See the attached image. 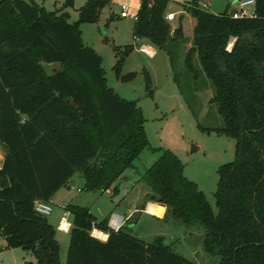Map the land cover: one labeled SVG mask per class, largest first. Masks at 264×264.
<instances>
[{"label":"trees","instance_id":"16d2710c","mask_svg":"<svg viewBox=\"0 0 264 264\" xmlns=\"http://www.w3.org/2000/svg\"><path fill=\"white\" fill-rule=\"evenodd\" d=\"M254 1L253 19L215 15L195 0L184 9L195 20L185 68L197 78L195 56L223 120L214 131L235 141L233 161L217 171V214L171 151L157 150L141 176L160 214L200 230L204 252L218 264H264V0ZM167 6L168 0H140L132 35L165 50L172 67L169 47L184 39L181 19L170 34ZM103 7L87 0L69 23L67 14L31 1L0 0V236L6 249L32 255L34 262L24 264H59L55 231L34 201L49 202L75 172L84 190L105 193L149 145L142 110L107 87L102 58L82 42L79 25L96 22ZM60 64V73L49 71ZM146 86L150 93L147 75ZM65 209L72 217L65 264H196L163 238L144 243L128 234L131 220L114 231L85 207ZM93 228L107 240L92 237Z\"/></svg>","mask_w":264,"mask_h":264},{"label":"rangeland","instance_id":"374dc122","mask_svg":"<svg viewBox=\"0 0 264 264\" xmlns=\"http://www.w3.org/2000/svg\"><path fill=\"white\" fill-rule=\"evenodd\" d=\"M26 1L33 2L47 12H66L69 23L78 21L79 10L87 2V0H73L71 6L64 7L65 0ZM102 1L104 7L100 10L97 21L79 25L81 38L86 47H93L92 49L102 58L101 67L105 72L107 87L121 99L134 102L142 110L145 120L143 128L149 145L133 162V167L126 170L112 186L120 190L121 186L127 183V193L124 192V196H129L122 205L118 204L123 195L114 194L112 191H110L112 194L93 195L96 192L84 190L83 186L74 180L75 188L68 191L63 201L83 205L80 207L89 209L101 222V220H110L115 214L123 217L121 207H131L130 202L135 198L136 201L132 204L135 213L126 229L128 234L144 243H152L157 238H163L178 256L190 262L218 264V257H211L204 252L203 233L200 230L185 227L179 221L167 217L165 211H162L158 217L145 212L149 204L155 206L157 204L147 194L146 190L149 191V188L141 178L159 157L157 150H169L182 162L184 176L197 185L212 212L217 214L214 198L218 182L217 171L220 166L233 161L235 141L214 131L223 127V120L216 106L211 103L213 92L209 87L210 82L204 79L206 84L205 86L202 84L204 76L195 56L192 60L197 70V78L195 79L185 68L184 59L192 46L193 30L185 26V31L181 33V38L184 40L179 41L181 45L174 50L169 47L174 62L172 67L170 57L165 50L153 47L155 55L149 56L140 50L142 42H135L132 50L124 56V48L133 44V23L140 7V0ZM193 1L168 0L169 12L184 10L183 5L193 4ZM195 2L199 9L212 14L224 11L230 14L236 8L234 0H195ZM123 7L127 10V18L124 19L120 17ZM178 19L179 15L176 14L175 19L169 23L171 35L178 27ZM232 43L233 41L228 44V51ZM122 57L123 62L116 72L115 66ZM146 75L149 77L150 93L146 89ZM192 146L197 150L192 152ZM76 174L80 176L79 172ZM77 189L81 191L78 192ZM71 198L73 200H70ZM52 215H62L57 204L53 207ZM122 224L121 222L120 227ZM58 237L61 239L62 252L61 258L59 256V264H65L68 247L64 252L63 236L59 234ZM66 242L65 238V244ZM25 262H34L32 255L20 248L6 249L0 237V264Z\"/></svg>","mask_w":264,"mask_h":264},{"label":"crops","instance_id":"0c3cea01","mask_svg":"<svg viewBox=\"0 0 264 264\" xmlns=\"http://www.w3.org/2000/svg\"><path fill=\"white\" fill-rule=\"evenodd\" d=\"M24 1H26V0H24ZM238 1H240V0H234V3L236 4V8H234L232 11H231V13L232 12H234V11H236L237 10V7H238ZM26 2H28V1H26ZM62 13H65V14H67L66 12H64V11H62ZM166 13H175V12H169V7L167 6V9H166ZM176 14L177 15H179V19H178V21L181 19V27H182V31H185V26H187V28L189 27V28H192V30H193V28H194V26H195V20L192 18V17H190V15H188L184 10H179V11H177L176 13H175V17H176ZM217 14H221V13H216L215 15H217ZM68 15V14H67ZM124 18H127V16L126 17H123V19ZM135 22H136V16H135V18H134V23H133V26H134V24H135ZM170 22H172V21H170ZM170 22H168V23H170ZM179 25V24H178ZM177 25V26H178ZM172 30H174V28L172 29ZM81 32V31H80ZM81 37H82V35H81ZM82 39V38H81ZM132 41H133V44H131L130 46L131 47H134V43L135 42H142V44H141V51L143 52V50H145L146 52H147V55H149V56H154L155 55V51H154V46H152L150 43H148L146 40H144V39H136V38H134L133 36H132ZM83 42V41H82ZM85 46V45H84ZM86 47V46H85ZM93 48V47H92ZM91 48V49H92ZM94 49V48H93ZM92 49V50H93ZM202 84L205 86V84H206V81L204 80V78H203V80H202ZM200 89H202V86H200ZM4 156H5V150H4V147H3V145L0 143V168H1V166H2V163H3V160H4ZM77 172H75L74 173V175L69 179V181L62 187V188H60L55 194H54V196L51 198V200L49 201L50 202V204H51V206H52V211H53V207L55 206V204H57V207H59V209L61 210V212H62V214H63V208H66L67 206H69V205H75V206H83V205H80V204H71V203H69V201H66V202H64L63 200L65 199V197H67V195H68V191L69 190H73L75 187V185H73V180H74V182H77L80 186H83V189H84V179L82 178V176H81V174H80V176H77V174H76ZM125 180H127V178H125ZM128 185H127V183L126 184H124V186H121V188H120V190H118L116 193L113 191V187L111 188V190L109 189L108 191H106L105 193H107V194H112V193H114V194H119V195H123V197H122V199L121 200H119V206L120 205H122V203L124 202V201H126L127 199H128V196L126 195V196H124L125 194H124V192L125 193H127L126 192V189L128 188L127 187ZM77 191L78 192H80L81 190L80 189H77ZM110 191H112V193H110ZM60 192H62V193H60ZM132 192V191H131ZM146 192H147V194H149L151 197H153V195H152V193H151V191L149 190H146ZM145 192V193H146ZM97 193H99V192H96V193H94L93 195H96ZM102 194V193H101ZM59 195V196H58ZM113 196V195H112ZM56 197V198H55ZM62 198V199H60V198ZM55 199V200H54ZM60 199V200H59ZM70 200H73L72 198L70 199ZM132 201L133 202H130L131 203V207H128V206H123V207H121L122 208V210H123V212H122V214H123V217H122V215H118V214H115V215H117V216H119L121 219H122V225H124L127 221H129L131 218H132V216L134 215V208H132V204H134L135 203V201H136V199L135 198H132ZM156 204V203H155ZM158 205V204H157ZM151 208H153V207H151ZM160 208V207H159ZM89 210V209H88ZM89 212H90V210H89ZM146 212V211H145ZM111 213H113V211L111 212ZM147 213V212H146ZM90 214H92L91 212H90ZM93 215V214H92ZM62 216V215H61ZM61 216H57V215H52V212L50 213V215L49 216H47L46 217V219H47V221H48V223L53 227V229H54V231H55V239L57 240V242H58V244H59V256H60V258H61V239H60V237H58V235L60 234V235H62L63 236V241H64V252L66 251V247H68L69 246V237H70V233H69V230L68 231H61L60 229H59V220H60V218H61ZM94 216V215H93ZM95 217V216H94ZM69 219H68V222H71V220H72V217L71 216H69L68 217ZM95 219H96V222L97 223H99L100 222V220H98L96 217H95ZM102 221V220H101ZM109 223H110V220H108L107 219V226L111 229V227H110V225H109ZM93 229H94V231L96 230V231H98L99 233H101V235L102 236H98V237H94V233H93ZM92 229V231H91V236L92 237H94L95 239H97V240H99V241H101V242H105L106 240H107V237H108V235L106 234V233H104V232H102V231H99V230H97V229H95V228H93ZM1 237V236H0ZM65 238H66V244H65ZM3 242H4V245H5V241L3 240ZM68 244V245H67ZM67 251H68V248H67ZM66 257H67V255H66ZM65 262H66V260H65Z\"/></svg>","mask_w":264,"mask_h":264},{"label":"built area","instance_id":"2783aa9c","mask_svg":"<svg viewBox=\"0 0 264 264\" xmlns=\"http://www.w3.org/2000/svg\"><path fill=\"white\" fill-rule=\"evenodd\" d=\"M191 5V4H190ZM190 5H183L185 7H191ZM127 16V10L126 8L123 7L120 17H126ZM229 16L231 17V19L234 20H238V19H253L256 18V12H255V1L254 0H240L238 1V7L237 10L230 13ZM175 19V13H167L165 15V20L167 22L173 21ZM143 52L145 54H147V52L145 50H143ZM34 211L43 217H47L50 215V213L52 212V206L50 204V202H44V201H40V200H36L34 201V205H33ZM146 212L148 214H150L153 217H158L159 215L155 214L153 211H149L148 206L146 208ZM71 216L70 212L63 208V214L59 220V229L61 231H68L71 228V223L68 222V217ZM118 219L119 222L117 224V226L115 227L114 225V221ZM122 219L117 216V215H113L112 218L110 219V227L112 230L117 231L120 228L121 225V221ZM96 230L94 231L93 229V233H95ZM94 237H96L94 235Z\"/></svg>","mask_w":264,"mask_h":264},{"label":"bare ground","instance_id":"6f19581e","mask_svg":"<svg viewBox=\"0 0 264 264\" xmlns=\"http://www.w3.org/2000/svg\"><path fill=\"white\" fill-rule=\"evenodd\" d=\"M151 207H153V208H151ZM148 209H149V211H153L155 214H157V215H160V208L158 207V206H155V205H148ZM118 222H119V220L118 219H116L115 221H114V224H112V225H114L115 227L117 226V224H118ZM94 235L96 236V237H100V236H102L101 235V233H99L98 231H96L95 233H94Z\"/></svg>","mask_w":264,"mask_h":264},{"label":"water","instance_id":"95a60500","mask_svg":"<svg viewBox=\"0 0 264 264\" xmlns=\"http://www.w3.org/2000/svg\"><path fill=\"white\" fill-rule=\"evenodd\" d=\"M61 69H62V65L60 64V65H58L56 67L50 68L49 71L54 74V73H60ZM196 150H197L196 147H194V146L191 147V151L192 152L196 151Z\"/></svg>","mask_w":264,"mask_h":264}]
</instances>
